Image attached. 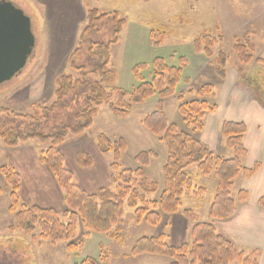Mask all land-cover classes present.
<instances>
[{
  "label": "rangeland",
  "instance_id": "374dc122",
  "mask_svg": "<svg viewBox=\"0 0 264 264\" xmlns=\"http://www.w3.org/2000/svg\"><path fill=\"white\" fill-rule=\"evenodd\" d=\"M12 1L31 17L36 44L24 69L10 81L0 84V108L19 115L0 113V122L21 131L28 130L32 123L25 116L35 114V105H51L56 98L58 77L72 72L70 57L80 44L88 9L117 11L127 18L119 41L111 47V66L118 72L117 84L130 91L139 83L133 71L137 64H147L140 72L143 79L148 81L152 77L155 57H163L169 65L180 66V57L185 56L187 64L177 93H183L185 101H191L197 97L196 92L203 84L209 83L215 87V96L208 99L217 105V109L207 115L199 138L215 154L232 158L235 152L227 147L221 124L224 121L244 122L247 125L244 136L247 155L242 162L248 169L256 165L259 168L250 177L239 175L234 179L231 196L237 208L228 218L213 219L210 215L217 178L204 175L196 165H191L187 171L194 183L193 191L195 186H203L206 191L184 195L178 213L164 214L159 224L152 225L146 221L139 222L134 208L125 203L123 215L111 228V231L119 234V238H112L107 232L90 231L80 221L74 238L70 240L79 247L70 250L66 241L52 243L42 238L39 227L31 233L17 228L16 213L11 210L13 185L8 179L9 171L19 175L21 205L54 207L60 213L66 208L65 189L54 171L42 161L50 144L26 140L16 146H8L0 136V264H83L86 258L98 259L104 252L109 255L110 264H171L172 258L166 255H135L133 246L141 237L161 234L167 235L166 240L171 245L192 243V227L199 221L230 220L239 212L242 204L264 209L259 203L264 194L256 199L262 192L253 187L258 174L264 171V0ZM97 28L99 30L92 33L90 38L96 41L112 39V19L98 23ZM153 29L166 32L165 40L158 45L151 36ZM205 31L214 36H223L212 47V57H208L204 51L194 50L193 41ZM246 38L255 47L252 53L254 59L249 64L240 62L234 50L237 40L245 42ZM222 53L227 57L223 77L217 72V57ZM80 57L84 61L85 56L82 54ZM239 67L243 68L246 77L239 74ZM159 99L158 95H154L135 104L124 119L116 118L107 104L101 105L91 128L79 135L69 134L59 149L65 156V167L71 171L73 182L91 193L101 187L114 189L116 183L112 178H119L122 169L143 168L146 177L159 186L157 192L147 197L158 199L164 188L163 165L168 151L164 142L144 126L143 120L157 108ZM163 107L170 121L186 128L176 97L164 99ZM207 118L209 125L206 129ZM105 135L111 141H108L109 145L102 146L100 137ZM120 138L125 140L126 146L117 152L115 140ZM143 151L157 154L147 166L135 160ZM80 152L91 157V166L77 164L76 155ZM241 191L247 197L239 201ZM186 209L197 213L199 219L196 221L192 215L185 214ZM62 219L66 221V218ZM185 228H188L187 233L184 232ZM259 251L254 247L245 254L253 252L258 259Z\"/></svg>",
  "mask_w": 264,
  "mask_h": 264
},
{
  "label": "trees",
  "instance_id": "16d2710c",
  "mask_svg": "<svg viewBox=\"0 0 264 264\" xmlns=\"http://www.w3.org/2000/svg\"><path fill=\"white\" fill-rule=\"evenodd\" d=\"M86 18L87 24L81 33L80 44L70 57L69 65L72 72L58 77L56 98L53 103L49 106L33 107L35 114L25 116L32 123L26 131L0 122V136L8 146H16L26 140L50 144L42 161L54 171L61 187L65 189L66 208L61 213L54 207L21 205L18 195L19 175L9 171L8 179L13 185L11 210L16 213V227L27 233L39 227L42 238L52 243L66 241L68 249L75 250L79 244L70 240L74 238L80 221L90 231L107 232L112 238H119V234L111 231V228L123 215L125 203L134 208L139 222L146 221L157 225L164 214H175L180 211L184 195L206 191L203 186H195L196 189L193 191L194 183L187 171L191 165H196L202 174L217 178L216 195L210 208L211 217L225 219L232 216L237 208L236 201L231 196L234 179L239 175L250 177L259 168L256 165L248 169L242 162L247 155L244 145L247 125L244 122L224 121L221 124V131L226 138L227 147L234 150L235 156L227 158L215 154L199 138L205 127L207 115L217 109V105L208 99L215 96L214 85L203 84L198 88L195 99L185 101V95L178 94L177 88L187 58L180 57L181 65L173 66L158 56L152 61L153 73L150 80L145 81L140 72L147 64L139 63L133 68L139 83L130 91L121 88L117 84L118 72L111 66V47L119 41V36L127 25V18L121 16L120 12H103L98 8L88 9ZM107 19H112V39L96 41L90 38L92 33L99 30L97 24ZM151 36L158 45L165 40L166 32L153 29ZM222 38V35L214 36L205 31L193 41L194 50L204 51L208 57H212V47ZM234 50L243 64L253 61L252 53L255 47L248 38L245 42L237 40ZM82 54L85 56L84 61H81ZM217 58V72L223 77L227 57L222 53ZM238 72L242 76L245 74L242 67H239ZM154 95L160 98L157 108L143 120V123L151 133L164 142L168 151V158L163 165L164 188L160 197L158 199L147 197L148 194L157 192L159 186L146 177L143 168L122 169L119 178H112L116 183L114 189L101 187L91 193L74 183L71 171L65 167V156L59 149L68 135H79L91 128L101 105L107 104L116 118L124 119L129 116L135 104L144 102ZM173 96L178 99L179 111L186 127L184 129L170 121L164 111L163 100ZM0 113L19 116L6 108H0ZM100 138L102 146L109 145L108 141L111 140L108 136ZM115 143L117 152L125 149L126 142L123 138L115 140ZM156 156L153 151H143L135 160L147 166L150 159ZM76 161L79 166L92 165L91 157L85 152L77 153ZM1 192L0 187V194ZM246 197L247 194L241 191L239 201L245 200ZM259 203L264 207V197H261ZM184 212L188 216L192 215L196 221L199 219L193 210L186 209ZM62 217L66 218V221ZM191 235L193 242L181 245L168 243L166 234L144 236L137 240L132 252L135 255L144 253L166 255L172 258L171 264L233 262L258 264L257 256L253 252L246 255L244 251L239 250L230 239L217 231L212 222L195 223ZM83 264H110L109 255L104 252L98 259L88 257Z\"/></svg>",
  "mask_w": 264,
  "mask_h": 264
},
{
  "label": "water",
  "instance_id": "95a60500",
  "mask_svg": "<svg viewBox=\"0 0 264 264\" xmlns=\"http://www.w3.org/2000/svg\"><path fill=\"white\" fill-rule=\"evenodd\" d=\"M36 44L32 19L10 0L0 1V84L26 66Z\"/></svg>",
  "mask_w": 264,
  "mask_h": 264
},
{
  "label": "crops",
  "instance_id": "0c3cea01",
  "mask_svg": "<svg viewBox=\"0 0 264 264\" xmlns=\"http://www.w3.org/2000/svg\"><path fill=\"white\" fill-rule=\"evenodd\" d=\"M208 125L209 121L206 122V129ZM243 183L247 185L246 182ZM253 187L258 192H262L256 196V199L264 194V171L258 174ZM238 209L239 212L230 220H207L206 222H212L220 234L228 237L242 251L249 252L254 247L258 248L260 250L258 264H264V209L251 208L243 204ZM187 231L188 228H185L184 232L187 233Z\"/></svg>",
  "mask_w": 264,
  "mask_h": 264
},
{
  "label": "flooded vegetation",
  "instance_id": "af4514ba",
  "mask_svg": "<svg viewBox=\"0 0 264 264\" xmlns=\"http://www.w3.org/2000/svg\"><path fill=\"white\" fill-rule=\"evenodd\" d=\"M0 1H1V0H0ZM10 1H11L15 6L21 8L20 5L15 4L12 0H10ZM21 9H22V8H21ZM32 29H33V26H32Z\"/></svg>",
  "mask_w": 264,
  "mask_h": 264
}]
</instances>
